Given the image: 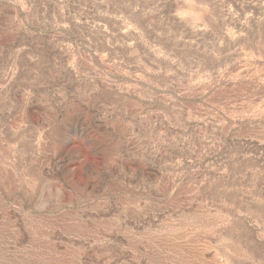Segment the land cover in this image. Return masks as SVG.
Returning <instances> with one entry per match:
<instances>
[{
  "label": "rangeland",
  "instance_id": "rangeland-1",
  "mask_svg": "<svg viewBox=\"0 0 264 264\" xmlns=\"http://www.w3.org/2000/svg\"><path fill=\"white\" fill-rule=\"evenodd\" d=\"M0 264H264V0H0Z\"/></svg>",
  "mask_w": 264,
  "mask_h": 264
}]
</instances>
